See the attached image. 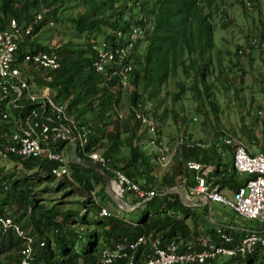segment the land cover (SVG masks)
<instances>
[{
  "label": "trees",
  "instance_id": "1",
  "mask_svg": "<svg viewBox=\"0 0 264 264\" xmlns=\"http://www.w3.org/2000/svg\"><path fill=\"white\" fill-rule=\"evenodd\" d=\"M66 1L0 0V31L5 30L11 19L21 25L30 24L41 10L47 8L49 13L34 24L38 34L46 25L50 26L51 18L59 21L58 12L65 8ZM118 1L84 0V12L74 11L64 16V12L73 11L69 7L61 12L65 20L74 25L79 36L88 34L86 47L67 42L59 49H53L29 40L23 43L22 52L54 51L57 54L60 67L50 72L52 81L47 84L56 89V100L67 103L69 114L88 130L87 151L101 150L120 165L132 181L156 195L150 199H136L126 194L132 200V206H137L135 219L115 214L101 217L102 207L93 195L95 186H100L101 199L111 198L105 180L97 173L70 163L79 184L75 186L71 181L53 175L55 162L33 158L20 160L12 156L9 160L21 162L22 172L17 176L15 169L8 173L5 168H0V216H11L14 221L22 223V228L31 230L35 251L33 264H101L102 249H113L141 236L159 237L162 244L175 241L179 252H185L190 244L201 250L196 244L201 237L208 236L206 240L209 242L230 247L247 233L241 229L224 228L234 238L233 244H226L221 240L218 228L210 221L213 217L208 206L203 212L205 220L202 225L195 208L185 205L178 192L170 193L179 186L178 179L183 174L188 176L189 185H194L192 174L186 169L190 160L214 165L209 181L220 189L236 191L252 176H242L235 170L233 154L230 159H224L215 146L206 149L181 147L169 168L158 178L154 170L158 163L151 159L145 146L140 145L145 139L146 129L132 113V108L146 112L147 102L160 105L164 100L159 99L162 88L173 80L177 91L172 94L171 101L178 103L186 91H191L196 113L209 119L205 102L211 99L212 84L209 81L214 69L211 55L215 48L214 21L216 18L224 19L225 0H133L130 5L125 0ZM236 1L245 6L240 0ZM135 26L144 29L146 47L142 56L133 57L136 69L130 79L131 90L126 95L129 115L121 120L117 114L125 91L115 80L109 81L96 72L93 67L96 55L89 42L92 38L112 39L113 32L130 31ZM107 28H110V34L106 33ZM180 74L187 82L177 80ZM36 81L44 86L42 80ZM211 106L213 115L217 116L216 105ZM33 107L37 105L27 104L24 113L16 111L15 115L21 113L26 116ZM172 113L176 120L179 115L174 110ZM163 117L161 114L159 121ZM58 146L60 149L66 147L64 142ZM249 148L252 153H258L251 146ZM259 153L264 154V150ZM79 155L88 160L84 152ZM108 175L112 178L110 172ZM48 192L59 193L60 197L49 200L44 196ZM15 205L17 209H14ZM12 210L18 214L11 215ZM203 228L207 236L201 232ZM21 249L22 239L13 232L0 231V264H21ZM147 250L140 247L133 252L135 264H144ZM263 259L264 246H257L244 258L230 257L225 261L217 257L213 264H263ZM123 263L125 261L116 264Z\"/></svg>",
  "mask_w": 264,
  "mask_h": 264
},
{
  "label": "built area",
  "instance_id": "2",
  "mask_svg": "<svg viewBox=\"0 0 264 264\" xmlns=\"http://www.w3.org/2000/svg\"><path fill=\"white\" fill-rule=\"evenodd\" d=\"M47 12L46 8L41 10L27 25H21L11 19L5 30L0 31V158L8 160L13 156L20 160L33 158L55 162L53 175L73 183L69 149H60L58 145L64 142L68 146L77 142L79 151L84 152L88 160L98 163L107 173L112 174V188L118 197L123 198L125 194H130L136 199L152 198L156 195L154 191L143 190L120 169V165L106 157L102 151H87L89 136L86 127L69 114L67 103L56 100V89L47 84L52 81L50 72L60 67L56 53H31L27 50L22 52L23 43L32 41L36 36L34 24L42 21ZM49 23L52 26L54 21L50 20ZM144 36V29L135 26L126 33L119 32L116 42L92 38L90 45L96 55L93 63L96 72L109 81H117L122 90H128L130 77L135 69L134 50ZM37 79L42 80L44 86L39 85ZM36 85L40 89H37ZM27 104L37 107L22 116L21 113H24ZM16 111L21 112L20 115L16 116ZM132 113L134 119L153 137L159 150L158 164L164 169L169 168L181 147L206 149L215 146L217 150H221V147L229 149L233 154L235 170L242 176H252L245 185L232 191L231 196L224 194V189L209 181L215 166L196 160L186 163L194 185H189L188 176L183 174L179 177V186L175 190L182 189L189 201L199 196L204 201L219 202L228 206L241 218L264 223V154L252 153L238 135L226 130L215 132V137L207 143L181 137L175 146L170 148L162 145L159 140L158 123L155 119L139 108H132ZM128 115L127 108L124 111L119 110L117 114L121 120ZM99 215L108 217L113 213L107 207H102ZM0 231L13 232L22 239L20 263L33 264L35 251L31 230L22 228L10 216H0ZM217 232L226 244L234 243V238L227 234L224 228L218 229ZM206 239L201 237L197 240L196 244L201 250L190 244L185 252H179V245L175 241L162 244L159 237L152 239L141 236L134 242L121 243L113 249H102L100 262L116 264L125 261L123 264H135L133 252L140 247H146L148 250L145 251L144 264H213L217 257L244 258L252 254L257 246H264V232L258 231L247 232L240 242L230 247L219 246Z\"/></svg>",
  "mask_w": 264,
  "mask_h": 264
},
{
  "label": "rangeland",
  "instance_id": "3",
  "mask_svg": "<svg viewBox=\"0 0 264 264\" xmlns=\"http://www.w3.org/2000/svg\"><path fill=\"white\" fill-rule=\"evenodd\" d=\"M125 1L129 5L133 2V0ZM240 1L245 5L244 7L236 0H225L224 9L226 13L224 19L216 18L214 21L216 26L214 35L215 48L211 54L214 69L209 81L212 84L211 99L205 102L206 112L210 115L209 119H205L204 116L196 113V104L191 91H186V94L178 103L171 101L172 94L177 91V86L173 80H169L162 88V97H159V99L164 100L160 105L157 102H147L145 104L146 114L158 123L159 140L162 145L173 148L181 137L207 143L215 137V132L219 129L226 130L227 128V131L231 134L236 132V135L246 145L251 146L254 151L259 153L264 150V0ZM121 2L123 0L118 1V3ZM65 3V8L58 12V15L60 14L59 21L51 18L55 21L54 25L49 27L46 25L33 38L36 44L49 45L53 49H59L67 42H71V44L79 43L81 46H85L88 34L79 36L74 25L66 21L64 17L74 13V11L84 12V0H67ZM67 7L73 9V11L64 12ZM47 10L49 13V9ZM61 12H64V16ZM223 24L228 25L223 28ZM106 33L110 34V28L106 29ZM145 47L146 43L143 39L138 44V56L144 54ZM177 80L187 82L181 74ZM36 88L40 89L38 85H36ZM129 92L130 90L124 92L122 111L128 107L126 95ZM154 103L157 104L154 105ZM211 104L216 105L217 116L213 115ZM172 110L179 115L176 120L173 118ZM161 114L164 117L159 121ZM110 130L111 127L108 128V131ZM141 132L142 130L138 133L140 134ZM142 144L151 159L157 164L159 150L154 144L153 137L147 131L145 139L140 142V145ZM69 147L70 145L66 146V149ZM221 148L218 151L224 156L223 158L227 157L230 159L231 152L229 149ZM0 168H5L8 173L15 169L17 176L22 172L21 162L15 163L3 158H0ZM166 169L157 164L154 169L155 174L158 178H161ZM74 185L76 186V184ZM99 190L100 186H95V191L98 195H95L96 201L99 199L103 206L109 207L111 203L109 201L111 200L101 199L102 193ZM44 196L49 200H55L60 197V194L48 192ZM123 198L127 204L132 205V200L126 194ZM194 208L197 215L200 216L199 221L203 225V220H205L203 212L206 206L201 205ZM14 209H17V205L14 206ZM208 210L209 214L210 210L212 211L213 218H210V221L215 228L264 229V223L241 218L233 209L219 202H212L208 206ZM15 213L18 214L15 210L11 211V215H15ZM119 213L123 217L135 219L138 210H123L119 211ZM18 224L22 226V223ZM201 232L205 235L206 230L203 228ZM220 259L227 261L230 257L222 256ZM219 262L222 263L221 260ZM262 262L264 264V259Z\"/></svg>",
  "mask_w": 264,
  "mask_h": 264
},
{
  "label": "water",
  "instance_id": "4",
  "mask_svg": "<svg viewBox=\"0 0 264 264\" xmlns=\"http://www.w3.org/2000/svg\"><path fill=\"white\" fill-rule=\"evenodd\" d=\"M68 158L72 164L79 166V167H82V168L90 169V170L94 171L95 173H97L99 176H101L106 182L107 193L110 196V198L112 199L113 204L115 206L126 209L127 203L122 198L118 197L116 195V193L114 192V190L112 188L113 181L111 180L108 173L104 169H102L98 163L81 158L79 155V147H78L77 142H73L71 144V149H70V152L68 154ZM173 192H178L180 194V197L182 198L183 202L185 204H190L189 199L187 198V196L185 195V193L182 189L178 188L177 191L174 189L170 193H173ZM206 203L208 206L211 205V203L209 201H206ZM211 214H212V211L210 210V215Z\"/></svg>",
  "mask_w": 264,
  "mask_h": 264
},
{
  "label": "crops",
  "instance_id": "5",
  "mask_svg": "<svg viewBox=\"0 0 264 264\" xmlns=\"http://www.w3.org/2000/svg\"><path fill=\"white\" fill-rule=\"evenodd\" d=\"M180 151V150H179ZM72 174H73V171H72ZM73 179H74V184H76V186H79V184L76 182V180H75V178H74V175H73ZM223 192H224V194H226V195H228V196H231V191H229V190H226V189H224L223 190ZM93 195H96V196H98L97 195V193H96V191H94L93 192ZM95 196V197H96ZM104 200V199H103ZM97 202L99 203V205H101V207H105V206H103L100 202H99V199L97 200ZM109 202H111L110 203V206L109 207H107L113 214H115V215H121L120 213H119V211H123V210H127V211H130V210H132V209H135L137 206H132V205H129V204H127V207H126V209H124V208H121V207H118V206H115L114 204H113V202H112V199H111V201H109ZM187 206H189V207H199V206H201V205H205V206H208L207 205V203H206V201H204L201 197H199V196H197V197H195L194 199H192L191 201H190V204H186ZM241 230H243V231H247V232H249V231H258V232H264V229L263 230H258V229H256V230H246V229H241ZM202 231V230H201ZM206 233V232H205Z\"/></svg>",
  "mask_w": 264,
  "mask_h": 264
},
{
  "label": "clouds",
  "instance_id": "6",
  "mask_svg": "<svg viewBox=\"0 0 264 264\" xmlns=\"http://www.w3.org/2000/svg\"><path fill=\"white\" fill-rule=\"evenodd\" d=\"M248 5H250V3H248ZM44 9H45V8H44ZM46 9H47V8H46ZM47 14H48V12H47ZM51 20H52V19H51ZM145 25L147 26V24H145ZM119 32H121V30H120V31H117V32H113V33H112V36H113V37H112V39H109V40H112V41H115V42H116V40H117V37H116V36H117V34H118ZM122 32H125V33H126L127 31H122ZM95 39H96V38H95ZM143 39H144V37H143ZM143 39H141V40H143ZM141 40H140V41H141ZM140 41H139V42H140ZM139 42H138V44H139ZM89 43H90V42H89ZM138 44H137V46H136V48H135V50H134V56H135V57L138 56V55H137ZM135 51H136V53H135ZM53 53H54V52H53ZM56 55H57V54H56ZM134 56H133V57H134ZM133 60H134V59H133ZM134 65H135V69H136V64H134ZM135 69H134V70H135ZM133 72H134V71H133ZM133 72H132V74H133ZM131 77H132V75H131ZM131 77H130V79H131ZM116 82H117V81H116ZM117 84H118V82H117ZM118 85H119V84H118ZM128 90H131V86H130V88H129ZM123 91H127V90H123ZM145 113H146V112H145ZM219 130H220V129H219ZM87 131H88V130H87ZM88 136H89V134H88ZM65 146H66V145H65ZM68 149H69V152H70L71 144H70V147H69ZM94 151H98V150H94ZM100 152H101V151H100ZM80 153H82V152L79 151V154H80ZM68 154H69V153H68ZM6 160H7V159H6ZM8 160H9V159H8ZM70 163H71V162H70ZM122 199H123V198H122Z\"/></svg>",
  "mask_w": 264,
  "mask_h": 264
},
{
  "label": "bare ground",
  "instance_id": "7",
  "mask_svg": "<svg viewBox=\"0 0 264 264\" xmlns=\"http://www.w3.org/2000/svg\"><path fill=\"white\" fill-rule=\"evenodd\" d=\"M115 190L118 191V187L117 186H115Z\"/></svg>",
  "mask_w": 264,
  "mask_h": 264
}]
</instances>
